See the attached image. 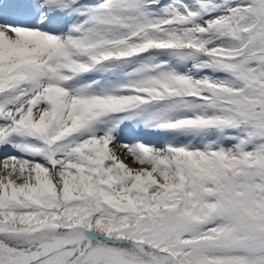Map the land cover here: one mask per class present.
I'll use <instances>...</instances> for the list:
<instances>
[{"label": "snow or ice", "instance_id": "6c2138e0", "mask_svg": "<svg viewBox=\"0 0 264 264\" xmlns=\"http://www.w3.org/2000/svg\"><path fill=\"white\" fill-rule=\"evenodd\" d=\"M0 264H264V0H0Z\"/></svg>", "mask_w": 264, "mask_h": 264}, {"label": "bare ground", "instance_id": "6f19581e", "mask_svg": "<svg viewBox=\"0 0 264 264\" xmlns=\"http://www.w3.org/2000/svg\"><path fill=\"white\" fill-rule=\"evenodd\" d=\"M130 166H134V165H130Z\"/></svg>", "mask_w": 264, "mask_h": 264}]
</instances>
